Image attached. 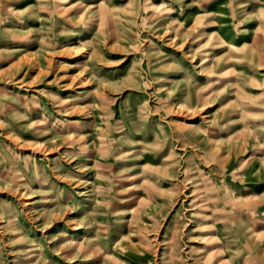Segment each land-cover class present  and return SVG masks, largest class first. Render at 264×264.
Masks as SVG:
<instances>
[{"label":"rangeland","instance_id":"374dc122","mask_svg":"<svg viewBox=\"0 0 264 264\" xmlns=\"http://www.w3.org/2000/svg\"><path fill=\"white\" fill-rule=\"evenodd\" d=\"M0 264H264V0H0Z\"/></svg>","mask_w":264,"mask_h":264}]
</instances>
